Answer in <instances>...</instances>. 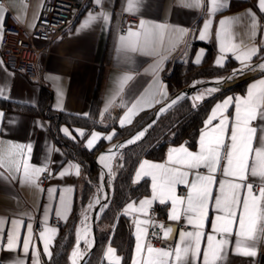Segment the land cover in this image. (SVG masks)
<instances>
[{
	"label": "crops",
	"instance_id": "1",
	"mask_svg": "<svg viewBox=\"0 0 264 264\" xmlns=\"http://www.w3.org/2000/svg\"><path fill=\"white\" fill-rule=\"evenodd\" d=\"M43 1L3 0V5L0 6V14L4 16L8 12L10 23L18 25L28 32L33 29L38 20ZM84 1L94 4L97 8L83 12L73 25L61 32L51 42L39 40L34 42L38 73L36 79H28L24 75L10 70L0 57V89H3V94L0 95V114H2L0 115V153L4 154V166L0 167V218L3 220L0 223V229H2L0 231L1 264H13L17 259L23 260L24 264H33V250L39 253V264H44L51 257L54 241L62 225L69 219L82 187V166L75 158L71 148L65 143V140L80 139L89 150L94 149L101 139L106 140L108 142L107 147L96 153L95 160H100L102 168L108 162L111 164L109 160L110 152L107 149H110L119 141L115 139L117 128L132 126L141 115L155 113L159 106L172 95L166 78V74L170 72V63L177 60L182 64L193 63L199 65L209 53L207 47L209 45L213 66L222 67L228 61H231L233 63L230 70L231 76L240 73L246 75L237 81L224 85L226 87L222 86V90L217 94L215 93L217 98L209 107L194 146H189L185 142L169 144L161 159L143 157L139 160L133 171L132 181L138 183L147 180L148 193L139 198L128 200L120 209V212L125 214L126 207L130 203H134L135 207H139L141 200L146 198L151 200L150 205L155 204L158 209L157 223L163 225L164 228L171 229L166 237L169 246L163 249H174L176 244L180 242V232L192 231L193 228L187 223V219L183 215L178 221L169 220V213L172 209L171 201L165 200L164 203H161V197L159 196L153 199V180L151 176H143L137 180V170L143 161L167 165L170 148H179L183 145L191 152H198L201 132L208 131L220 123V118H217L212 121L208 128L205 126V121L212 114L214 107L223 103L229 97L246 96L250 85L264 79V70L257 66L260 61L264 63V12L258 6L259 0H225L227 7L212 14H209V0H201L199 7L188 6L192 3V0H140L138 4H134L131 12L125 10L128 7V0H101L100 4H97L96 0ZM102 11L109 14L107 22L101 18L93 21L88 27H81L90 13L95 15ZM122 12L134 15L137 19L135 23L130 24L124 30L119 28V19ZM249 12L254 14L256 18L255 36L252 35V16L249 15ZM225 18L234 19L227 21L226 25L222 26L220 21ZM142 20L145 22V29L155 30L160 34L155 45L143 51H118L120 37L122 35L127 36L130 28L133 32L141 31L140 24ZM206 21H211V23L207 29L205 39L202 40L200 39V31L204 29ZM155 25H163L164 27L154 29ZM225 27L228 28L231 43L238 45L240 49L251 46L259 49L258 54L251 61L253 65L251 69H245V72L235 71L241 68V63L235 58V54L232 51L221 52V44L224 40L223 29ZM175 29H185L187 34L180 35ZM218 29L221 30L220 41L216 38ZM1 35L2 33H0V38ZM198 56L199 62L197 63ZM220 57H223L222 63L217 64L216 61ZM161 58H164L163 63L160 70L156 72L157 62ZM125 76L130 77V79L121 84ZM194 82L195 80L190 84H195L196 82ZM160 85H163L167 93L166 96L156 94L153 97V92ZM121 87L122 91H120ZM42 88L51 92L50 112L57 115L63 113L89 118L95 122L94 127L86 129L83 126L70 125L68 122L62 121L58 125L57 134H53L50 120L45 118L41 112L34 110V107L38 106ZM195 91L197 93L198 89ZM196 93L193 92L192 94L195 95ZM201 93L199 92L195 97ZM95 99H97V102H94ZM138 101L139 103L134 110L135 114L131 116V123H125L121 126V118ZM199 103L197 102V104ZM235 112L234 103L229 105L225 112L229 121V129L225 134L227 142H230L228 137H230V125L235 117ZM252 126L264 127V121H254ZM62 129H67L69 134H66ZM81 131L84 133L83 135L80 134ZM93 132L99 133L100 139L94 142L92 148H89L87 142ZM137 132L135 131L133 134L135 135ZM112 133L115 134L112 135L111 139L105 138ZM258 144L257 139L256 145L258 146ZM12 145H31L30 153L27 147L23 149L29 164L37 167L46 166L47 170L39 175L37 183L22 182L23 166L21 164L19 172L16 171L15 166V161L20 159V150L15 149L16 155L11 159L7 155ZM102 156L105 158L104 162H101ZM73 165L79 166L78 175L75 174L76 168L72 167ZM168 166L188 171L189 181L194 178L196 172L204 175L208 174L207 168L204 167L190 170L178 164ZM66 170L68 174L61 176V173ZM45 175L47 177L43 179ZM215 175L217 182L213 185V199L209 202V216L204 221L206 234L212 233V222L219 214L215 210L214 203V197L219 192L218 181L220 179H234L224 177L222 167ZM236 182L239 183L240 181L237 180ZM244 183L252 184L254 194H258L264 180L259 176H252L249 172ZM182 185L184 184L175 186V193L178 196L186 197L190 185H184L186 191L181 195L177 190ZM49 189L55 191L50 192ZM66 189H71V191H65ZM242 193L246 194V189H242ZM62 195L68 201L67 210L61 202ZM148 207L147 215L136 211H129L125 214L130 217L134 239L132 255L128 264H133L134 257L138 262L149 258L147 253V246L149 245L146 242L145 235L141 236V243L144 246L143 252L137 251V226L135 223L136 219L142 221L149 219ZM177 207L180 208L182 205L178 204ZM58 208L61 210L63 218L56 215ZM100 213L101 210L98 214ZM98 214L93 213L90 216L91 229L87 231V240L92 249L96 241V239L94 241L92 234V220L95 216L96 224L99 218ZM85 216L86 214L82 215L81 218L80 213L75 227L74 243L68 254V264H72L74 249H77L78 252L77 264H88L91 253L89 249L91 247L88 246V249L81 253V245L85 243L83 238L80 239L79 245H77L78 228H81V236H84L82 229L84 223L87 224L84 219ZM53 217L58 218L61 222L60 226L52 222ZM12 220L23 221L19 226L21 240L15 250H8V232L13 228ZM45 220L49 228L55 229V232L50 235L46 233L50 256L45 254L44 242L40 237V233L44 232L46 227ZM28 224L32 225V243L29 251L25 253L23 237L29 234ZM39 224H42L43 227L40 228ZM149 225H142V227H146L148 231ZM232 228L233 234L228 237L229 244L226 246L224 258L219 264H257L260 253L264 252V240L256 245L257 255L237 254L235 232L238 230V223L233 224ZM106 229L109 232L101 254L91 264L109 263L112 259L111 255L105 256L109 247L115 250L116 256L121 257L110 242L114 224L107 225ZM163 235L165 237L164 231ZM217 239H219L218 235ZM206 246L207 236L205 235L201 240V253L198 262L191 261V264H203V249ZM121 262L122 257L119 264Z\"/></svg>",
	"mask_w": 264,
	"mask_h": 264
},
{
	"label": "snow or ice",
	"instance_id": "2",
	"mask_svg": "<svg viewBox=\"0 0 264 264\" xmlns=\"http://www.w3.org/2000/svg\"><path fill=\"white\" fill-rule=\"evenodd\" d=\"M140 0H128V7L126 11H133L134 4H138ZM97 4L101 0H96ZM209 14H212L222 8L227 7L225 0H209ZM201 0H192L188 6L199 7ZM259 8L264 12V0H259ZM252 16V35L255 36L256 18L254 14L249 12ZM103 19L105 22L109 20V14L100 12L95 15L89 14L88 18L81 26L82 28L88 27L93 21ZM234 18H225L220 21L222 26L226 22ZM4 16L0 14V33L3 29ZM211 21H206L204 29L200 31V39H205L207 29L210 27ZM145 22L142 20L140 27L141 31L133 32L129 29L127 36L120 37L118 51H143L152 48L158 37L160 36L155 30H147L144 27ZM163 25H155L154 29L163 28ZM180 35H186L187 30L175 29ZM224 40L221 44V52L232 51L235 58L240 61L241 68L235 71H244L251 69L253 65L251 61L254 56L258 54L259 49L255 46L240 49L238 45L231 43L228 35V28L223 29ZM216 38L221 40V30L216 32ZM161 58L157 62L156 72L160 70L163 63ZM223 57L217 59L216 63L221 64ZM199 62V56L197 57ZM261 70H264V63L258 65ZM130 77L125 76L121 81L123 84ZM222 81H216L219 84ZM157 83H159L157 81ZM122 87L120 91H122ZM218 89L212 88L209 94L217 91ZM3 94V89H0V95ZM156 94L165 95L163 85H160L153 92V97ZM203 94L194 97L195 102L202 100ZM177 99H180L178 97ZM159 102V101H157ZM177 101L173 100L168 107H171ZM134 103L125 116L121 118L120 124L123 126L125 123H131V116L135 114L134 110L137 107ZM235 105V117L230 125V137L227 142L225 134L229 129V121L225 112L229 105ZM165 109H161L163 112ZM103 114V113H102ZM2 115V114H0ZM220 118V123L212 127L208 131H202L200 136V149L198 152H191L186 147L181 145L179 148H170L168 154V162L166 164H152L148 161H143L140 168L137 170V180L143 176H151L153 180V199L157 196L161 197L160 202L164 203L165 200H170L172 209L169 213L170 221H178L183 215L187 219V223L192 226V231H181L180 242L176 244L174 249L165 250L163 248H153L147 246L148 259L137 261L133 258V264H191V261H197L201 253V240L205 235L207 236V246L203 249V264H219L224 258L226 246L229 244L228 237L233 234L232 225L238 223V230H236V253L245 256L257 255L256 245L261 240H264V184L259 188L258 194H254V186L252 184L244 183L247 175L259 176L264 180V127H253L252 123L257 120L264 121V79L256 81L248 88L247 95L244 97L237 96L235 98L229 97L221 104H217L212 114L205 121V126L208 128L212 121ZM66 134L67 129H62ZM259 133V135H258ZM81 135L84 133L81 131ZM105 137L111 139L112 135ZM144 135V132H139L133 139L127 141L128 144L134 143ZM100 139V134L93 132L91 138L87 142V147L92 148L95 141ZM259 141L258 146L256 141ZM120 145L118 147H122ZM27 147L28 152H31V145H12L10 146L7 155L9 159L16 155L15 149L20 150V159L15 161L16 171L19 172L21 164L23 166L22 182L30 184L37 183L39 175L47 170L45 167H37L30 165L28 158L24 155L23 149ZM112 152V149H109ZM105 158L101 157V162ZM223 162V164H222ZM181 165L185 169H200L201 167L207 168L208 174L204 175L199 172L195 173L194 178L189 181V172L183 171L178 167H171L168 165ZM4 166V154L0 153V167ZM76 168V173L79 174V166L73 165ZM111 173V166L105 164ZM223 176L234 179H220L219 192L214 197L215 210L219 213L212 222V233L206 234L204 231V221L209 216V202L213 199V185L217 182L216 173L221 170ZM68 174L67 170L61 173V176ZM103 177V174H102ZM239 180L240 182H236ZM179 184L190 185L186 197L178 196L175 193V186ZM242 189H246V194L242 193ZM50 192L55 191L49 189ZM65 191H71L66 189ZM61 202L65 210L68 208V201L64 195L61 196ZM99 203V201H96ZM151 200L144 199L139 202V207H135L134 203L127 205L125 214L129 211H136L147 215V207L150 206ZM182 205L178 208L177 205ZM92 205L90 204L89 207ZM56 215L63 218L61 210H56ZM87 216H85V221ZM3 220L0 218V223ZM13 228L8 232V250H15L16 246L21 240V233L19 226L23 223L21 220L11 221ZM137 226V251L143 252L144 246L141 243V236L147 235V228L142 225L152 224L156 226L151 219L135 221ZM46 224V220H45ZM159 227L164 231L165 238L171 232L170 228H164L163 225ZM28 235L23 237V247L25 253L29 251L32 243V225L28 224ZM2 231V229H0ZM87 225L84 224V236H81V228L77 229V245L80 239H84L85 243L91 247L87 240ZM55 232L54 228H49L46 224L44 232L40 233V237L44 242V252L46 255H51L49 251V242L46 238L47 234ZM217 235L219 239H217ZM33 264H39V253L35 250L32 252ZM82 255V254H81ZM111 255L109 264H119L121 257L115 255V250L109 247L105 256ZM78 256L77 249L72 253V264H77L76 257ZM13 264H24L23 260L17 259Z\"/></svg>",
	"mask_w": 264,
	"mask_h": 264
},
{
	"label": "trees",
	"instance_id": "3",
	"mask_svg": "<svg viewBox=\"0 0 264 264\" xmlns=\"http://www.w3.org/2000/svg\"><path fill=\"white\" fill-rule=\"evenodd\" d=\"M207 47L209 48V53L199 65L193 63L182 64L177 60L170 63V72L166 74V78L172 94L188 86L197 77L212 76L231 70L233 67L231 61H228L222 67L213 66L211 61V47L209 45ZM216 98L217 95H213L199 103L195 108L192 107L188 96L181 98L171 107L165 109L153 121L150 128L140 140L122 147V163L118 166L114 177L111 199L95 224L96 241L89 255L88 264L93 263L94 259L101 254L103 244L109 232L106 226L110 224H114L110 242L122 257L120 264H128L130 262L134 242L131 221L129 216L120 212V209L128 200L139 198L148 193L147 180L138 183L132 181L133 171L137 163L143 157L161 159L169 144L185 142L189 146H194L209 107ZM50 99L51 92L48 89L42 88L38 106L34 107V110L41 112L45 118L50 120V127L53 134H57L58 125L62 121H66L70 125L83 126L86 129L94 127L95 122L89 118L63 113L57 115L50 112ZM96 100L94 102H97ZM154 116L155 113L153 112L144 116L141 115L132 126L117 128L115 139L122 140L128 138L144 124L151 123ZM82 142L80 139L65 140V143L71 148L75 158L81 164L82 170L87 172L89 176L85 180L82 179V187L78 200L74 205L69 219L59 230L52 247L51 257L44 264H68V254L74 243L75 227L79 220L82 207L90 197L93 186L98 183L99 168L94 158L96 153L107 147L108 142L101 139L92 150L87 149ZM102 264L109 263L102 262Z\"/></svg>",
	"mask_w": 264,
	"mask_h": 264
},
{
	"label": "built area",
	"instance_id": "4",
	"mask_svg": "<svg viewBox=\"0 0 264 264\" xmlns=\"http://www.w3.org/2000/svg\"><path fill=\"white\" fill-rule=\"evenodd\" d=\"M3 0H0V6ZM94 4L84 0H44L38 20L32 30L26 32L18 25L10 23L9 13L4 14L3 30L0 38V57L10 70L16 71L26 78L34 80L37 78V64L35 60L34 42H51L61 32L73 25L80 15L86 10H95ZM134 15L122 12L119 19V28L124 30L130 24L136 22ZM197 103H195V106ZM194 106V101H193ZM47 176L45 175L43 179ZM186 187L179 186L177 192L184 194ZM149 218L156 226L149 225L146 242L153 248H167L168 241L163 235L162 229L157 223V207L152 204L148 207ZM57 226L61 222L57 217L52 218ZM42 228V224H39ZM258 264H264V252L260 253ZM1 264V262H0Z\"/></svg>",
	"mask_w": 264,
	"mask_h": 264
},
{
	"label": "rangeland",
	"instance_id": "5",
	"mask_svg": "<svg viewBox=\"0 0 264 264\" xmlns=\"http://www.w3.org/2000/svg\"><path fill=\"white\" fill-rule=\"evenodd\" d=\"M260 60H262L261 58H260ZM264 60V59H263ZM259 61V60H258ZM179 62V61H178ZM184 73V72H183ZM231 75V72L230 71H228V72H221V73H219V74H215V75H212V76H207V77H205V76H203V77H197V78H195V79H193V80H195V82L197 83V82H199L201 85V87L198 89V91H197V93H196V91H194L196 94H198L199 92H202L203 93V96H204V98L202 99V100H200V101H198V102H203V101H205L206 99H208V98H210V97H212L215 93L217 94V92H220L221 90H222V87H220V86H217V84H214L213 83V85L212 86H209L208 85V80H213V79H220L222 82L223 81H225L229 76ZM192 80V81H193ZM220 80H218V81H220ZM194 82V83H195ZM212 88H216V89H218L217 91H215V92H212L211 94H209V91L208 90H210V89H212ZM201 93V94H202ZM195 94V95H196ZM215 94V95H216ZM195 95L194 94H190L189 96H188V98H189V100H190V102H191V105H192V107L193 108H195L194 106H193V101H194V97H195ZM195 103H197V102H195ZM153 122H151L150 124H149V126L148 127H146V124H144L140 129H138V130H136V132L137 131H139V130H142V129H144L145 128V130L147 131L149 128H150V126H151V124H152ZM78 130V129H77ZM135 133V132H134ZM132 135H134V134H132ZM132 135H130L129 137H132ZM128 137V138H129ZM140 140V139H139ZM138 141V140H137ZM123 147V146H122ZM122 147H120V148H118V149H116L115 151L116 152H114L113 154H111V156H110V161H111V164H110V166H111V173H109V171L108 172H104V169H102V167H101V165H100V162L98 161V159H97V161H96V163H97V165H98V168H99V171H98V173H99V176H98V183L95 185V186H93V190H92V193H91V195H90V197L88 198V200L86 201V203L84 204V206L82 207V210H81V218H82V215H84V214H86V216H88L87 217V220H86V223L90 226V214L92 213V211L89 213V211H90V208L91 207H89V205L91 204L92 205V207H96V206H98V207H100V209H101V213L100 214H98V216H99V218H100V216H101V214H102V212L105 210V208L107 207V205H108V202H109V200L111 199V196H112V193H113V182H114V177H115V175H116V172H117V168H118V166L119 165H121V163H122V161H121V156H122ZM95 159V158H94ZM85 169V168H84ZM86 170V169H85ZM87 171V170H86ZM88 173L87 172H85V171H83V177H82V179L83 180H85L86 178H88V176L89 175H87ZM102 174H103V177H102ZM105 179V181L103 182V180ZM103 184H105V188L103 187L104 185ZM102 192V193H101ZM104 193L105 194H107L108 196L107 197H105V195H104ZM102 194V195H101ZM95 196H99V197H103L102 198V200L100 201V203H98L97 205L96 204H94V199H95ZM109 199V200H108ZM96 205V206H95ZM103 206V207H102ZM93 214V213H92ZM98 218V219H99ZM89 237V236H88ZM88 249V244H86V243H83L82 245H81V253H83L84 251H86Z\"/></svg>",
	"mask_w": 264,
	"mask_h": 264
},
{
	"label": "bare ground",
	"instance_id": "6",
	"mask_svg": "<svg viewBox=\"0 0 264 264\" xmlns=\"http://www.w3.org/2000/svg\"><path fill=\"white\" fill-rule=\"evenodd\" d=\"M262 63V61H260V62H258V64H257V66L259 65V64H261ZM245 72V71H244ZM246 74H242V73H240V74H233L232 76L230 75L225 81H223V82H221V83H219V84H217V83H215L216 81H218V80H220L219 78L218 79H213V80H215V81H212V82H210V83H208V85L209 86H212L213 85V83L214 84H217V86H220V87H226V86H224V85H227V84H229V83H232V82H234V81H237V80H239V79H241L242 77H244ZM221 81V80H220ZM199 83V82H198ZM198 83H195V84H193V86H194V90L191 92V94L196 90V89H199L201 86H199L198 85ZM177 92V91H176ZM178 92H179V90H178ZM178 97H180L179 96V94H176L175 96H173L170 100H169V104H171V102L173 101V100H176V101H178L179 99H177ZM168 108V106L166 107V109ZM145 131V129H143V130H140L139 132H144ZM139 132H137L134 136H132L131 138H130V140L131 139H133ZM117 149V148H116ZM116 149H112V152H110L109 153V156H111V154H113L114 152H116L115 150ZM107 154V153H106ZM108 160V159H107ZM100 161V160H99ZM106 162H108V161H106ZM107 164H109V162L107 163ZM110 165V164H109ZM102 169H104V172L106 173V172H108L109 171V168H107V167H105V165L103 166V168ZM104 186V188L106 187L105 186V184H103ZM102 193V192H101ZM102 195V194H101ZM104 195H105V197H107L108 195L107 194H105L104 193ZM102 198L103 197H99V196H95V199H94V204H98L96 201H99V203H100V201L102 200ZM95 205V206H96ZM103 207V206H102ZM101 209H100V207H98V206H96L95 208L94 207H92L91 206V208H90V211H89V213L92 211V213H96V214H98V212L100 211ZM92 213L90 214V216H92ZM88 217V216H87ZM85 219V218H84ZM85 224V223H84ZM87 225V228H88V231H90V229H91V226H89L88 224H86ZM84 226V225H83ZM83 230V229H82ZM76 248V247H75ZM259 258V257H258ZM258 261V260H257ZM258 264V263H257Z\"/></svg>",
	"mask_w": 264,
	"mask_h": 264
},
{
	"label": "water",
	"instance_id": "7",
	"mask_svg": "<svg viewBox=\"0 0 264 264\" xmlns=\"http://www.w3.org/2000/svg\"><path fill=\"white\" fill-rule=\"evenodd\" d=\"M213 81H215V80H213ZM210 82H212L211 80H209L208 81V83H210ZM195 88H194V86H193V84H190V85H188V86H186V87H184V88H182V89H180L179 90V92L177 91V92H175L174 94H172L161 106H159V108L156 110V112H155V116H154V118H153V121L162 113L161 112V109L163 108V109H166V107L169 105V100L173 97V96H175L176 94H179V96H180V99L182 98V97H184V96H186V95H189V94H191V92L194 90ZM143 137V136H142ZM130 138L131 137H129V138H126V139H122V140H119V141H117V143L115 144V145H113L112 146V148H110V149H116V147L117 146H120V145H128V143H127V141H129L130 140ZM107 150H109V149H107ZM96 157L97 156H95V159H96ZM109 200V199H108ZM93 225H92V234H93V238H94V241H95V239H96V229H95V216L93 217ZM91 250H92V247L89 249V252H91ZM88 252V253H89Z\"/></svg>",
	"mask_w": 264,
	"mask_h": 264
}]
</instances>
